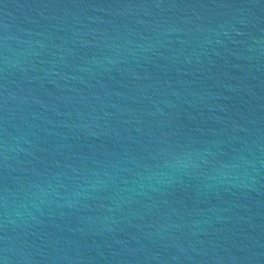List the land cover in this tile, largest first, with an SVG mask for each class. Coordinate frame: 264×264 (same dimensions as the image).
Returning a JSON list of instances; mask_svg holds the SVG:
<instances>
[{
	"label": "water",
	"instance_id": "obj_1",
	"mask_svg": "<svg viewBox=\"0 0 264 264\" xmlns=\"http://www.w3.org/2000/svg\"><path fill=\"white\" fill-rule=\"evenodd\" d=\"M0 264H264V0H0Z\"/></svg>",
	"mask_w": 264,
	"mask_h": 264
}]
</instances>
